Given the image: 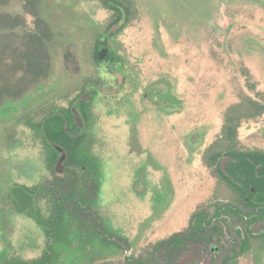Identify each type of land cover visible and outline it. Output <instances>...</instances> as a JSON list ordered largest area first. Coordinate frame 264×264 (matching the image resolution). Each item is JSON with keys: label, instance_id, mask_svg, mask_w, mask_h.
<instances>
[{"label": "rangeland", "instance_id": "obj_1", "mask_svg": "<svg viewBox=\"0 0 264 264\" xmlns=\"http://www.w3.org/2000/svg\"><path fill=\"white\" fill-rule=\"evenodd\" d=\"M123 1L127 12L115 23L102 0H0V108L9 106L0 112V264L42 257L49 237L28 212L52 217L56 199L75 186L73 175L46 162L26 119L70 107L92 87L98 93L87 97L82 129L113 199L105 193L86 213L62 203L68 240L56 244L53 264H129L139 250L145 256L150 245L186 232L195 212L211 216L230 199L204 160L233 105L264 104V0ZM98 34L118 55L114 66L96 63ZM235 143L264 150V113L241 120ZM27 185L41 187L21 208L14 196ZM87 191L83 197L94 196ZM97 223L121 246H100ZM234 239L224 253L239 245ZM196 248L206 264L207 246ZM157 256L152 261L163 264ZM263 256L254 243L238 262L264 264Z\"/></svg>", "mask_w": 264, "mask_h": 264}, {"label": "flooded vegetation", "instance_id": "obj_2", "mask_svg": "<svg viewBox=\"0 0 264 264\" xmlns=\"http://www.w3.org/2000/svg\"><path fill=\"white\" fill-rule=\"evenodd\" d=\"M101 37L105 39L107 45L105 46L102 43L100 47H106L108 50L109 45L107 42V38L102 34ZM106 65L107 67L110 66L109 64ZM120 74L119 76H122ZM116 77V80L119 83L120 79L118 76ZM123 79L126 81L125 76L123 77ZM88 92H86L88 93L87 97L90 95L91 99H93L98 93L93 87L89 88ZM103 92L112 93L113 90H103ZM86 100L87 99H84V96L78 95L71 100L70 107H58L57 105H54V107L56 108H71L74 121L79 128V132H83L84 134L85 132L84 129H82L83 127L81 121L87 122L90 118V112L87 109ZM80 102H84L86 116L79 109H77V106H79ZM3 106L4 110H0V112L2 113L5 112L7 107H9L8 104H4ZM48 111L50 110H46L44 112V116ZM75 114H77V117ZM42 118L38 121L27 118L26 124L29 126L28 123L30 121L33 123H38L42 120ZM29 127L35 132L36 136L40 138L42 140V143L45 145L46 162L52 165L57 173H67L73 175V181L75 182V186L71 187L70 191L67 194H62L59 198L56 199L55 211L52 217L44 218L38 212H28V217L35 219V222L42 226L45 232L47 229H62L65 238L62 241H55L54 239H50L49 235L46 233L49 237L48 245L51 243L52 247L49 248L47 246L46 251L49 253L46 256L43 253L42 257L45 256L46 260L48 261L49 259V263L53 264L54 261L52 257L56 244L68 240V222L66 221L65 217L66 215L69 216V214L64 212L62 203L65 200H72L75 202L77 208L81 212L86 213L87 211H90L91 207H94V205L96 206L99 200L105 198L103 197L105 193L107 194V198H113L110 193L106 192L107 189H105L106 186L104 185V181L106 178L102 176L101 171L103 164L97 161L95 156L91 155V157L93 156L94 159H86L85 161H83V163L78 164L76 160H70L68 154L63 151L62 148L49 144L38 135V131L35 128L31 126ZM237 128L238 127L234 129L232 128L231 134H233V136H231L232 140H229L226 135L227 123L225 121L223 133L221 132V140L214 147L215 151H213L220 152V154L218 155L217 165L223 169L224 175L218 172L215 165H213V168L220 175V185L223 186V188L226 189L230 194V199L228 200V202L216 205L211 216H208L204 212H195L191 216V221L186 232L175 233L169 238L158 242L157 244L150 245V250L145 256L142 251L139 250V253L137 254L135 260L129 261V264H159L158 262L152 261L154 254L156 256L157 253L158 256L156 258H162L163 264H203V257L196 246H198V248L201 246H207L210 257L209 260H206V264H209L212 258L217 256L218 258L214 259L217 264H240L238 262L240 257L247 254L254 243L262 246L264 250V150H241L237 148L235 143L237 139ZM223 140H226V142L222 144ZM230 147L236 150L233 149L234 151H232ZM235 151L254 155L256 159L246 156L248 162L246 160H235V155L233 154ZM54 154L55 156L52 159L51 156H53ZM61 158L62 160L60 164H58ZM204 161L206 163V159ZM232 165H235L236 167L232 169ZM227 168L229 169V171L227 170ZM77 170H80L82 173L78 174ZM40 187L41 185L39 186V188ZM25 188L26 189H24L16 196H14V193L11 190L15 201H17V204L21 205V208H23L25 202L30 201L33 189H35V191H38L39 189H36V187H30L28 185L25 186ZM88 189H91L92 193H94L93 197H88L87 195L84 197L82 196V193H84L85 191L89 192L87 191ZM14 190H21V187H19V189L15 188ZM59 215L61 216L60 221L58 219L60 217ZM44 219L46 220V222L42 223L41 220ZM239 222H242L243 224H241L240 226ZM106 230L112 232L111 236L108 238L105 237L107 232ZM234 234L238 236L239 245H233L231 243V248L225 250L224 253L226 240H228L229 242H236L234 239ZM116 237L117 233L114 230H111L109 228L104 229L98 223L94 229V232H92V238L104 248L108 247L116 249V246L120 247L121 241L116 240ZM214 240L216 241L215 243H213ZM185 249L188 250V253L184 256L182 255V252ZM203 253L206 257L207 254L205 253V251H203ZM177 257L180 258L177 260ZM262 258L263 260L261 262L264 263V256ZM28 263H31V261ZM28 263L23 262V264ZM9 264L14 263L10 262Z\"/></svg>", "mask_w": 264, "mask_h": 264}, {"label": "trees", "instance_id": "obj_3", "mask_svg": "<svg viewBox=\"0 0 264 264\" xmlns=\"http://www.w3.org/2000/svg\"><path fill=\"white\" fill-rule=\"evenodd\" d=\"M106 6L116 12V18L114 19V22L117 23L120 21V19L125 15L127 12V5L123 0H102ZM125 9V11H124ZM104 44L107 45L105 39L101 37V34H98V38L95 43L94 47V59L96 63L99 66H102L103 64H109L110 66H114V62L119 60L118 55L114 50H111L108 48V54L107 57L101 61L98 59L97 52L101 48L100 45ZM120 70L119 68H117ZM117 70V71H118ZM4 104V103H3ZM84 102H80L79 106H77V109H79L84 115L86 114V111L84 109ZM4 110V106L0 108V110ZM2 110V111H3ZM264 113V104L259 103L251 98H248L245 102H241L239 104L233 105L229 112L226 114H232L227 115L226 117V123H227V138L229 140H232L231 136V130L232 128L238 127L242 119H252L256 118L258 115H261ZM86 116V115H85ZM29 126L35 128L38 131V135L42 137L46 142L49 144H52L53 146H57L63 149L65 151L70 160H76V162L83 163L86 159H94V157L88 153L86 144H85V134L82 132H79V128L77 124L74 121V117L71 111V108H56L52 107L50 111L46 113V115L42 118V120L38 123L29 122ZM232 151L236 150L232 147H230ZM234 149V150H233ZM220 154L219 151L212 152L209 154L206 158V164L207 166H216V169L218 172L222 175H224L223 169L217 165L218 162V155ZM234 159L240 161V160H246V156L253 157L256 159L254 155L248 154V153H242L239 151H235L233 153ZM55 154L52 157L54 158ZM248 162V161H247ZM250 164V163H248ZM238 165V164H237ZM239 166V165H238ZM236 166L232 165V169H234ZM229 171V169L227 168ZM74 195V193H73ZM60 216V215H59ZM59 221L61 220V216L58 218ZM42 223L46 222V220H41ZM46 233L49 235L50 239H54L55 241H62L64 238L62 229H47ZM49 248H51V243L48 245ZM49 252H44V255H48ZM43 256L40 260H33L31 263L28 264H50L49 259L46 260V257Z\"/></svg>", "mask_w": 264, "mask_h": 264}, {"label": "water", "instance_id": "obj_4", "mask_svg": "<svg viewBox=\"0 0 264 264\" xmlns=\"http://www.w3.org/2000/svg\"><path fill=\"white\" fill-rule=\"evenodd\" d=\"M114 26H115V25H114ZM107 52H108V50H107L106 47H103V48L99 49V50H98V53H97V56H98L99 60H103V59L106 57ZM120 77H121V76H119V78H120ZM87 95H88V93H86V96H84V99H87ZM75 115H76V117H77V114H75ZM61 160H62V158L59 160L58 164H60Z\"/></svg>", "mask_w": 264, "mask_h": 264}]
</instances>
